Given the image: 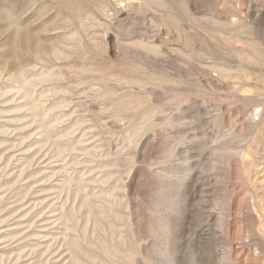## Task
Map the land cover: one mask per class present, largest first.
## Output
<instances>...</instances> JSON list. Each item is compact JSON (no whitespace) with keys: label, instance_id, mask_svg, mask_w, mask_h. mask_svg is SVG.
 I'll return each instance as SVG.
<instances>
[{"label":"rangeland","instance_id":"rangeland-1","mask_svg":"<svg viewBox=\"0 0 264 264\" xmlns=\"http://www.w3.org/2000/svg\"><path fill=\"white\" fill-rule=\"evenodd\" d=\"M0 264H264V0H0Z\"/></svg>","mask_w":264,"mask_h":264}]
</instances>
